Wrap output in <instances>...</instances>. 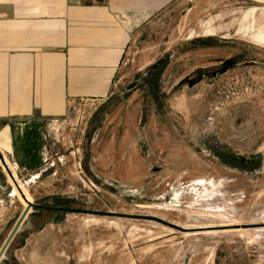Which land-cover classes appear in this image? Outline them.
Wrapping results in <instances>:
<instances>
[{
    "label": "rangeland",
    "instance_id": "rangeland-1",
    "mask_svg": "<svg viewBox=\"0 0 264 264\" xmlns=\"http://www.w3.org/2000/svg\"><path fill=\"white\" fill-rule=\"evenodd\" d=\"M261 39L264 0L162 13L110 96L28 124L29 142L2 159L16 197L7 233L30 202L16 235L46 234L64 264H264Z\"/></svg>",
    "mask_w": 264,
    "mask_h": 264
},
{
    "label": "crops",
    "instance_id": "crops-1",
    "mask_svg": "<svg viewBox=\"0 0 264 264\" xmlns=\"http://www.w3.org/2000/svg\"><path fill=\"white\" fill-rule=\"evenodd\" d=\"M180 1L0 0V250L16 214L2 159L29 142L28 124L66 120L110 96L129 47ZM22 239L14 237L0 264H64V252L50 254L46 234Z\"/></svg>",
    "mask_w": 264,
    "mask_h": 264
},
{
    "label": "water",
    "instance_id": "water-1",
    "mask_svg": "<svg viewBox=\"0 0 264 264\" xmlns=\"http://www.w3.org/2000/svg\"><path fill=\"white\" fill-rule=\"evenodd\" d=\"M87 156H85L86 158ZM31 203L27 202V206L21 213V215L18 217L17 221L15 222L14 226L12 227L11 231L9 232L4 244L1 247L0 250V259L2 256L7 252L8 247L10 246L12 240L16 236L17 231L19 230L20 226L22 225L23 221L25 220L26 216L30 213L29 210L31 208ZM75 212H85V213H95L100 215H116L111 212H97V211H90V210H73Z\"/></svg>",
    "mask_w": 264,
    "mask_h": 264
},
{
    "label": "trees",
    "instance_id": "trees-1",
    "mask_svg": "<svg viewBox=\"0 0 264 264\" xmlns=\"http://www.w3.org/2000/svg\"><path fill=\"white\" fill-rule=\"evenodd\" d=\"M159 69H157L155 71H150L147 73V75L149 76V77H147L148 78L147 80L149 81L148 86H147L148 89H152L153 91H154V89H156V88H154V84L152 83V78L154 79V76H156L157 72H159Z\"/></svg>",
    "mask_w": 264,
    "mask_h": 264
},
{
    "label": "flooded vegetation",
    "instance_id": "flooded-vegetation-1",
    "mask_svg": "<svg viewBox=\"0 0 264 264\" xmlns=\"http://www.w3.org/2000/svg\"><path fill=\"white\" fill-rule=\"evenodd\" d=\"M43 211H47V210L42 209V208H39V214H40V215H39L38 217L42 216V212H43Z\"/></svg>",
    "mask_w": 264,
    "mask_h": 264
}]
</instances>
